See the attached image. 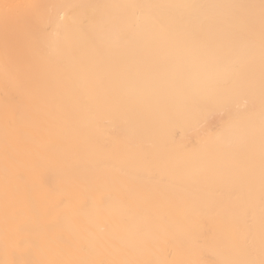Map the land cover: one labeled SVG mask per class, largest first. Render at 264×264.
<instances>
[{
	"label": "bare ground",
	"instance_id": "obj_1",
	"mask_svg": "<svg viewBox=\"0 0 264 264\" xmlns=\"http://www.w3.org/2000/svg\"><path fill=\"white\" fill-rule=\"evenodd\" d=\"M0 264H264V0H0Z\"/></svg>",
	"mask_w": 264,
	"mask_h": 264
}]
</instances>
